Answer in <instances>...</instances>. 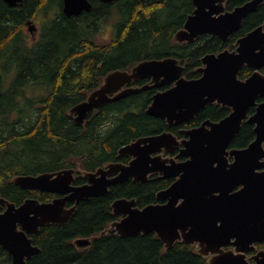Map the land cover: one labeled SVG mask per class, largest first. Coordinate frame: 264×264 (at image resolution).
<instances>
[{
    "label": "trees",
    "instance_id": "16d2710c",
    "mask_svg": "<svg viewBox=\"0 0 264 264\" xmlns=\"http://www.w3.org/2000/svg\"><path fill=\"white\" fill-rule=\"evenodd\" d=\"M63 1L24 0L10 6L0 0V196L18 205L29 197L50 201L56 195L24 189L13 181L16 175L70 167L94 171L109 162H129L119 150L139 137L170 130L181 139L186 129L228 115L231 108L220 103L209 104L195 118L174 126L149 115L154 94L172 84L102 104L84 124L75 122L70 109L99 87L109 72L130 69L145 59L173 56L184 65L187 77H199L206 54L236 48L241 36L264 22L263 2L226 41L206 33L194 42L180 43L173 37L193 12V0H91L92 9L79 16H67ZM247 1L227 0L226 8ZM114 14L116 36L111 42H97L99 28ZM41 15L40 35L30 41L24 24ZM252 73L246 65L239 76L245 79ZM254 139V124L245 121L231 147H246ZM174 180L155 173L149 181L131 179L112 186L105 195L81 201L66 224H49L30 234L41 252L26 264H210L184 241L164 250L155 233L121 236L109 229L120 218L112 209L117 198L135 197L143 207L156 202L157 193ZM85 181L79 172L76 183ZM80 237H93L91 245L79 248L75 241ZM10 263V254L0 245V264Z\"/></svg>",
    "mask_w": 264,
    "mask_h": 264
},
{
    "label": "water",
    "instance_id": "95a60500",
    "mask_svg": "<svg viewBox=\"0 0 264 264\" xmlns=\"http://www.w3.org/2000/svg\"><path fill=\"white\" fill-rule=\"evenodd\" d=\"M4 1L10 6L24 2ZM226 1L193 0L195 8L173 41L194 42L206 33L226 41L264 2L249 0L228 10ZM92 7L90 0H64L62 9L67 16H79ZM28 26L36 31L32 21ZM245 65L253 73L243 79L239 74ZM263 67L264 24L241 36L236 48L206 54L199 68L202 74L196 78L184 75V65L173 56L145 59L130 69L109 72L99 87L70 109L75 122L84 124L89 112L102 104L171 83L154 94L147 109L149 115L166 119L170 126L190 121L212 103L229 106L231 112L187 129L183 139L172 131L139 137L119 150V155L131 157L129 162L113 161L95 171L83 170L87 179L83 184H74L75 168L16 175L13 181L24 189L59 196L50 201L30 197L19 205L0 196V206L6 205L0 211V244L11 255V264H26L41 252L29 234L48 224H65L81 201L104 195L110 186L130 179L148 181L152 173L176 180L157 193L158 202L143 207L135 197L117 198L112 208L122 217L110 229L122 236L156 233L164 250L184 240L197 245L210 264H264V248L257 250V243L264 242ZM146 77L150 82L133 84ZM245 121L254 124L255 139L243 148L230 147ZM91 242L92 237L75 241L80 248Z\"/></svg>",
    "mask_w": 264,
    "mask_h": 264
},
{
    "label": "rangeland",
    "instance_id": "374dc122",
    "mask_svg": "<svg viewBox=\"0 0 264 264\" xmlns=\"http://www.w3.org/2000/svg\"><path fill=\"white\" fill-rule=\"evenodd\" d=\"M117 19H118V16L114 14L111 17H109L102 24V26L99 28V31L97 33L98 34L97 39H96L97 42L107 43V42H111L114 39V37L117 34L116 27H115V23H116ZM41 20H44V16L43 15H42V17L40 19L36 20V24H37L38 28L41 26ZM26 33L29 36L30 41L34 40L33 36L31 35V33L29 31H27ZM41 89H43V88H40L39 90H41ZM39 90H38V92H39ZM27 93H33V92L29 91Z\"/></svg>",
    "mask_w": 264,
    "mask_h": 264
},
{
    "label": "flooded vegetation",
    "instance_id": "af4514ba",
    "mask_svg": "<svg viewBox=\"0 0 264 264\" xmlns=\"http://www.w3.org/2000/svg\"><path fill=\"white\" fill-rule=\"evenodd\" d=\"M90 1H91V0H90ZM115 1H116V0H115ZM113 2H114V1H113ZM111 3H112V2H111ZM40 17H41V16H40ZM30 20H32L33 23L36 25V31H35V33H31L30 30H29L28 22H29ZM30 20L26 21L25 24H24L25 32L29 31V32L31 33V35L33 36V39L36 40L37 37H39V35H40V33H39V31H40L39 29H40V28H38V26H37V24H36V20H37V18H35V19L33 18V19H30ZM262 24H264V22H263ZM262 24H260V25H262ZM260 25H259V26H260ZM247 33H248V32H247ZM28 39H29V38H28ZM34 40H33V41H34ZM261 70H262V72H264V67H263ZM146 79H150V78H146ZM208 105H209V104H208ZM206 106H207V105H206ZM206 106H205V107H206ZM203 109H204V108H203ZM201 111H202V110H201ZM201 111H200V112H201ZM251 111H252V110H251ZM250 113H251V112H250ZM198 114H199V113H198ZM198 114H197V115H198ZM197 115H196V116H197ZM196 116H195V117H196ZM195 117H194V118H195ZM169 178H174V177H169ZM174 179L176 180V178H174ZM175 180H174V181H175Z\"/></svg>",
    "mask_w": 264,
    "mask_h": 264
},
{
    "label": "bare ground",
    "instance_id": "6f19581e",
    "mask_svg": "<svg viewBox=\"0 0 264 264\" xmlns=\"http://www.w3.org/2000/svg\"><path fill=\"white\" fill-rule=\"evenodd\" d=\"M194 7H195V5H194Z\"/></svg>",
    "mask_w": 264,
    "mask_h": 264
}]
</instances>
